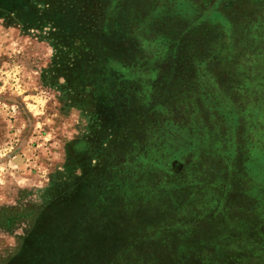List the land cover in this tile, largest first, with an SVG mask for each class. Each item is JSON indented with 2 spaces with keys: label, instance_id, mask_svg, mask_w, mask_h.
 Instances as JSON below:
<instances>
[{
  "label": "rangeland",
  "instance_id": "374dc122",
  "mask_svg": "<svg viewBox=\"0 0 264 264\" xmlns=\"http://www.w3.org/2000/svg\"><path fill=\"white\" fill-rule=\"evenodd\" d=\"M0 264H264V0H0Z\"/></svg>",
  "mask_w": 264,
  "mask_h": 264
}]
</instances>
